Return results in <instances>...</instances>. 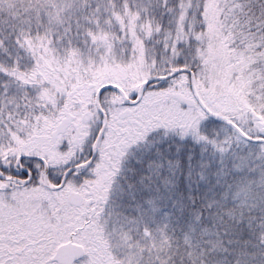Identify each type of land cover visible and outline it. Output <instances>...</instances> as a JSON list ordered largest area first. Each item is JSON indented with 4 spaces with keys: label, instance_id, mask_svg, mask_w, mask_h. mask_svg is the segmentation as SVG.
I'll list each match as a JSON object with an SVG mask.
<instances>
[{
    "label": "snow or ice",
    "instance_id": "obj_1",
    "mask_svg": "<svg viewBox=\"0 0 264 264\" xmlns=\"http://www.w3.org/2000/svg\"><path fill=\"white\" fill-rule=\"evenodd\" d=\"M0 264H264V0H0Z\"/></svg>",
    "mask_w": 264,
    "mask_h": 264
}]
</instances>
